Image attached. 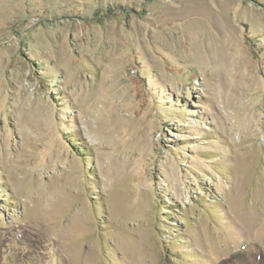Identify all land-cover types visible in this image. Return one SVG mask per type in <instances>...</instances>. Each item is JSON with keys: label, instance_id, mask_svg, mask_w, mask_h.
<instances>
[{"label": "rangeland", "instance_id": "1", "mask_svg": "<svg viewBox=\"0 0 264 264\" xmlns=\"http://www.w3.org/2000/svg\"><path fill=\"white\" fill-rule=\"evenodd\" d=\"M0 264H264V0H0Z\"/></svg>", "mask_w": 264, "mask_h": 264}]
</instances>
